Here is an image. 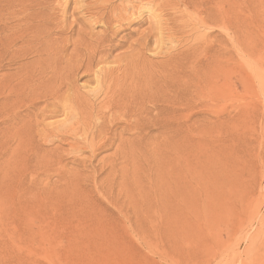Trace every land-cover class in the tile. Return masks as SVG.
I'll return each instance as SVG.
<instances>
[{
  "label": "rangeland",
  "instance_id": "1",
  "mask_svg": "<svg viewBox=\"0 0 264 264\" xmlns=\"http://www.w3.org/2000/svg\"><path fill=\"white\" fill-rule=\"evenodd\" d=\"M20 1L0 0L2 129L26 107L21 83L33 67L31 55L14 60L1 45L2 28L11 21L4 8ZM161 1L48 0L50 36L63 46V57L68 52V65L84 60L97 42L100 50L110 47L100 67L120 78L139 70L160 76L162 87H152L151 101L159 96L163 111L158 116L150 104L148 122L125 129L122 137L131 142L121 146L120 127L112 122L122 117L107 122L117 131L113 144L110 133L83 149L54 134L40 154L17 155L0 144V264H264V0H200L195 7ZM94 6L108 11V28L93 18ZM204 6L228 13V34L217 24L199 25ZM209 31L227 39L228 56L212 70L217 73L207 69L193 77L184 53L193 45L210 48ZM77 73L72 79L79 92L93 99L98 88L100 101L101 83L83 69ZM180 98L194 105L184 109ZM63 120L56 115L44 122L57 127ZM166 166L176 184L164 191ZM165 211L175 216L166 220Z\"/></svg>",
  "mask_w": 264,
  "mask_h": 264
},
{
  "label": "bare ground",
  "instance_id": "2",
  "mask_svg": "<svg viewBox=\"0 0 264 264\" xmlns=\"http://www.w3.org/2000/svg\"><path fill=\"white\" fill-rule=\"evenodd\" d=\"M105 1H108V0H105ZM120 1H122V0H120ZM139 1H141V0H139ZM148 1H150V0H148ZM162 1H161V3H162ZM199 1L200 0H183V3L185 2L184 3L185 6L187 3V5L189 4V6L195 7V6H197V3L199 4ZM28 2H30V3L26 4V1L22 0L14 6L7 5L4 8V13H3V15H6L9 19H11V21L9 20V23L5 24V26L2 28V32L4 33V40L2 41L1 45L4 46V49L6 51H9L8 55L10 54V57L13 56L14 60H21L25 56L31 55L32 60L29 62V64H33V67H32V69H27L24 72L25 77L21 83L23 97L20 99V102L22 103V105H25L26 107L23 110L16 112V114H14V117L12 119V121H13L12 126L8 128V129L11 128L9 130V133H7L8 129H6V128L2 129L0 127V144H3V143L10 144L12 146L13 151L15 153H17V155L18 154H28V153L40 154L42 151L39 148V146H42L43 145L42 143L47 144L48 142H51L50 140L52 138V135L55 134V136L57 137V139L59 141H67L69 138H71V140H73V142L70 145L74 146V148L82 147V149H83V148H86V147L88 148L89 146H91L92 143H90V142H92V141L94 142L95 139H98V138L103 139L104 138V140L106 141L105 137L109 133H110V135L107 139H109L110 142L113 144V141H114L115 137H117V135L113 134L116 130H113L114 132L112 133L110 131V129L113 125H115L117 129H119V127H120V132H117V131L116 132L118 133V146H121L127 140V137L126 138L124 136L122 137L123 131L125 129L130 130V128H140L142 126H145V124L148 122L149 110H150L148 107L150 104H152V107L156 110V114L158 116L162 114L163 108H162V102H161L160 97L157 96L156 103L151 101V97L156 94V90L152 89V87H155L156 89L159 86L162 87V84L159 85V82L161 80L160 76L158 78H154L152 76L145 77L144 73H141L139 70V74H142V76L139 74H137V75L130 74V75H126L124 78H120V77L115 75L113 69H107V70H105L104 68L102 69L100 67L101 64L99 65V63L103 59L102 56L104 57L105 55L110 53L109 52L110 47L108 49L102 48V50H100V48H99L100 45L98 46L99 42H97L96 46L94 45V47L90 50V52L88 50H86L89 53L85 52L87 56L84 60L82 59L80 61V59H81L80 58L78 60L79 62L72 63L69 59V61L72 64L68 65L69 63H67L66 61L63 60V58L66 57V55H68V52L63 57V46H60V44H58L55 41L56 38L54 40L53 38H51L52 36H50V33H51L50 30L51 29L48 26L49 15L47 12V9H49L50 5H49L48 0H29ZM200 2L202 4V1H200ZM204 2H206V1H204ZM212 2H214V1H211V3ZM148 3H150V2H148ZM158 4H159V2H157V5ZM166 4H165V6H166ZM176 4H174V5H176ZM148 5H150V4H148ZM208 5H209V3H208ZM95 6H97V4ZM95 6L92 7V8H94V10H96V11H92V13L94 14L93 18L94 19L95 18L102 19L106 23V24H104L106 27L104 25L102 27L108 28L109 21H110V19H109L110 17H108L109 13H107L108 11L107 12L105 10L101 11L100 9H98ZM121 6H124V5H121ZM139 6L141 7V5H139ZM189 6L187 7V10H188ZM217 6L218 5H216V7ZM101 7L103 9H106L107 6H105L102 3ZM113 7H115V6H113L111 4V9ZM140 7H139V9H141ZM209 7H208V9H209ZM211 7H210V9H211ZM86 8L84 9L85 11L88 9L92 10L89 7H86ZM150 8L153 9V7H150ZM203 8L204 9H202V10L204 12H206V16L201 17L200 21L198 19L199 25L201 23V25H204L207 27L208 25L217 24L219 26H222L228 34L229 33L228 32V30H229L228 13H225L222 10H218V9L216 10V12L215 11L212 12V10L208 11V10H206L207 7H205V6ZM111 9H110V11H111ZM190 9L188 11H190ZM108 10H109V7H108ZM154 10H156V9L154 8ZM181 10L183 12L184 9H181ZM187 10H186V13H188ZM213 10H215V9H213ZM88 11H86V12L88 13ZM172 11H173V8H172ZM114 12H113V14H115ZM162 12H160V13L162 14ZM176 12H177V9H176ZM204 12H203V14H204ZM49 13H51V11ZM129 13H131V12H129ZM132 13H133V11H132ZM138 13H141V12H138ZM184 13H185V10H184ZM133 14H132V16H133ZM127 15L128 14H126V16ZM193 15H195V13H193ZM53 16H55V15H53ZM53 16H51V17H53ZM128 16L131 17L130 14ZM185 17L187 18V15ZM63 18L65 19L64 16H63ZM114 18H113V20H114ZM188 18H190V17H188ZM55 19L56 18H54V20ZM123 19H124V17H123ZM123 19H120V20H123ZM77 21H78V19H77ZM103 21H101V22H103ZM127 21L130 22V20H127ZM166 21H167V19H166ZM193 21H195V20H193ZM193 21L191 20V22H193ZM51 22H52V20H51ZM59 22L61 23V21H58V23ZM113 22L115 24V21H113ZM177 22H179V20ZM181 22H182V20L180 21V23ZM187 22L188 21H186V24H187ZM191 22H189L188 24L190 25ZM116 24H118V23H116ZM60 25L62 26V24H60ZM187 27H189V26H187ZM57 28L58 27H56V29ZM53 29H55V27ZM175 29L176 28L174 27V30ZM61 30H64V29L62 28ZM61 30H60V32H61ZM52 31H55V30H52ZM106 31H108V30L106 29ZM104 32H105V30H104ZM209 32L211 35V31H209ZM217 33H219V32H217ZM106 34H105V36H106ZM91 35L94 36V34H91ZM108 35L110 36V34H108ZM178 35H179V32H178ZM206 35H208L210 37L209 38L208 36H206V38L208 37L207 39L211 40V44L209 45L210 48H208L207 44H206L207 48L205 47V45H203V47L193 45L189 49L186 50V53H184V55L187 58L192 59L191 64L189 65V72L193 77H198L200 75V73L206 74L204 71H208V70L212 71L214 69L217 70L216 67H220V66L224 65L223 62L221 63L222 58L224 59V62H225V59L228 56L227 43H226L227 39L225 40L222 37H218V35H216V33H215V36L213 34L211 35V36H214L212 39H211V36L209 35V33ZM109 36H107L106 38H108ZM180 37H182V36H180ZM187 37H185V38H187ZM189 37H190V35H189ZM110 38H109V40H110ZM172 38H174V37H172ZM185 38H184V40H185ZM61 39H63V38H61ZM100 40H101V42H104L105 38L102 37ZM58 41H59V39H58ZM94 41H96V40H94ZM106 42L108 43V41H106ZM87 43H88V41H87ZM64 45H67V44L65 43ZM84 45H82V46H84ZM110 45L111 44H109V46ZM186 45H187V43H186ZM104 47H108V46H104ZM87 49H89V48H87ZM72 50H74V49H72ZM75 50H77V49H75ZM80 52H82V50ZM82 53H79V51H78V53L76 52V56H78L77 54H79V56H80V54H82ZM74 54L75 53H73V56L71 54V58L76 57V56H74ZM198 55L199 56L201 55V57H203L204 61L199 60L200 57L198 58L197 57ZM97 56H98V58H97ZM221 64H223V65H221ZM26 67H27V65H26ZM256 67H258V66H256ZM256 67L254 70H256ZM114 68H116V67H114ZM122 68H123V66H122ZM122 68H120L121 71H122ZM81 69H83L84 73H92L95 76V78L97 79V81H99V83H101L102 89H100V94L102 96V99L100 101H97L98 96L95 98L97 93H99V91L97 90L98 88L96 89L95 92L93 91L94 92V98L93 99H90L93 95L91 96L89 94L91 97H88L85 93L82 94L79 92L76 84L74 83V79H72V78H73V75L76 74L77 71H79ZM254 70H253V72H255ZM259 71H261V69ZM218 72H219V68H218ZM214 73H217V71L213 72V74ZM200 76H202V75H200ZM223 76H224V74H223ZM184 77H185V74H183V78ZM184 79L186 80V77ZM205 79L206 78H204V80ZM252 79L254 80V76L252 77ZM257 79H261V78L259 77ZM257 79H255V80L257 81ZM225 80H226V78H225ZM200 81H202V80H200ZM209 82H210V79H209ZM201 83L204 84L203 82H201ZM207 83L208 82L206 81L205 85H207ZM183 84H184V82H182V86H184ZM220 84H218V85H220ZM224 84H225V82H224ZM208 86H209V83H208ZM214 86H213V89L215 88ZM205 88H207V87H205ZM217 88L218 87H216V89ZM203 89H204V87H203ZM216 89H214V90H216ZM181 105L183 106L184 109H186V108H191L192 105H194V104H192L191 101L187 100V99H184V102H182V100L180 98L179 106H181ZM195 106H196V104H195ZM195 106H193V107H195ZM180 109H182V108H180ZM56 115L64 116V120L61 122V124L58 125L59 127L58 126L57 127H50L53 124H50V123L46 124L44 122L45 119L51 118V117L56 116ZM118 117H122V119H119L121 122H119V121L117 122L115 120L112 122L113 125L111 124V126H107V122L111 123L112 120L118 119ZM68 118H71L72 120L69 121ZM60 126H63L65 129L64 130L59 129ZM109 140H107V142ZM52 141L55 142V140H52ZM88 142L90 144H88ZM101 142L102 141H99L100 144H102ZM97 144H98V142H97ZM93 145H92V147H94ZM51 152H52V150L50 152H48L47 154L50 155ZM166 164H168V159H166ZM169 171L170 170L168 169V166H166V176H165V182H164L165 190L164 191H167L171 188V183L176 184V176H173ZM165 214H166V220L168 218H173L175 216V215L171 216V213L170 214L168 212L166 213V211H165Z\"/></svg>",
  "mask_w": 264,
  "mask_h": 264
}]
</instances>
